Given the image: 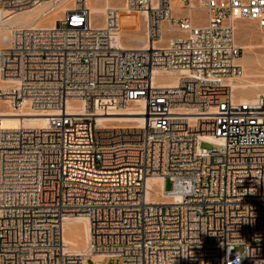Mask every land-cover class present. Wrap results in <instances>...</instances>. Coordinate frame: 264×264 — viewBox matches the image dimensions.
I'll return each mask as SVG.
<instances>
[{
    "label": "built area",
    "instance_id": "2783aa9c",
    "mask_svg": "<svg viewBox=\"0 0 264 264\" xmlns=\"http://www.w3.org/2000/svg\"><path fill=\"white\" fill-rule=\"evenodd\" d=\"M49 1L0 0V18ZM179 1L186 15L123 1L145 14L147 48L121 47V9L96 23L88 0L54 27L10 29L0 100L52 114L44 127L0 119V264H264V95L242 101L230 81L236 22L264 34V0ZM133 105L141 127L100 121ZM80 216L89 238L73 252L64 226Z\"/></svg>",
    "mask_w": 264,
    "mask_h": 264
},
{
    "label": "rangeland",
    "instance_id": "374dc122",
    "mask_svg": "<svg viewBox=\"0 0 264 264\" xmlns=\"http://www.w3.org/2000/svg\"><path fill=\"white\" fill-rule=\"evenodd\" d=\"M124 0H88L89 6L94 12V9L103 8V7H114L122 8ZM174 13L177 16L179 13L186 15L187 11L181 8V2L179 0H172ZM177 2V3H176ZM73 0H52L49 1L48 5L36 6L32 8L35 15H39V20L36 23L43 25H50L53 23V19L60 18L62 19L64 12L61 11L64 7H72ZM95 7V8H94ZM104 14V13H103ZM103 14L93 13V18L96 23H101L103 19ZM120 31L119 36H121V42L126 46H137L141 45L143 42H146V21L145 16L141 12H123L121 15L120 22ZM19 26V25H18ZM10 28L0 29V44L7 45L9 41ZM173 28H176L175 26ZM178 34L176 29H171L170 32L166 33L165 38H169ZM236 40L238 44L242 46H247V49L242 50V54L238 63L242 68V76L248 77V79H254V81H261L262 87L258 89H245L244 91L235 89V93L238 97L241 96H252L255 97L256 92L258 95H264V34L258 27L256 21L253 20H238L236 22ZM147 43V42H146ZM249 45V46H248ZM245 67V68H244ZM250 73V74H249ZM262 78V79H261ZM236 81V80H235ZM253 81V80H252ZM256 90V91H254ZM242 91V92H241ZM102 103V102H101ZM105 105V103H104ZM122 109V108H121ZM0 110H10L8 104L0 100ZM118 116H113L107 118L103 121H107L105 124L114 126V127H124L131 126L133 122H126L118 120ZM204 148L211 149L212 145L204 143L202 145ZM172 188V182L167 179L165 182V189L170 190ZM79 223H70L69 227L71 229L79 226ZM86 245L82 247L85 249ZM81 250V249H80ZM94 260V258L92 257ZM104 259V258H103ZM93 260H90L89 264H94ZM96 261V260H95ZM108 264H120V260L115 258L108 262Z\"/></svg>",
    "mask_w": 264,
    "mask_h": 264
},
{
    "label": "bare ground",
    "instance_id": "6f19581e",
    "mask_svg": "<svg viewBox=\"0 0 264 264\" xmlns=\"http://www.w3.org/2000/svg\"><path fill=\"white\" fill-rule=\"evenodd\" d=\"M54 1V0H53ZM49 2H43L38 6H44V4L48 5ZM177 3V2H176ZM37 6V7H38ZM95 8V7H94ZM110 8V7H107ZM106 7L103 8H97L94 9V12L96 14H103L106 9ZM172 8L173 7V1H172ZM69 9L68 7H64L61 11H66ZM121 9V8H120ZM30 11H34L32 9L29 10H24V11H19L15 12L12 14V12H5L4 16L0 18V29L2 28H10L14 26H22V27H54L57 23V21L60 20V18H55L53 19V23L51 22L50 25H43L36 23L39 20V15H35V13H31ZM124 9H121V14H120V22H121V15L124 12ZM93 12V13H94ZM127 12V11H125ZM187 13V12H186ZM143 14V13H142ZM145 16V14H143ZM175 15V13H174ZM176 16V15H175ZM120 25L119 24V29L117 31L118 33V39L120 46L123 48H147L148 43H142L141 45L137 46H126L123 45L121 42V36H119L120 31ZM162 33L165 35L166 33L170 32L171 29L167 23L162 24ZM1 37V35H0ZM7 45H2L0 44V48H5ZM249 46V45H248ZM244 49H247V46H242ZM241 66V65H240ZM245 68V67H244ZM250 74V73H249ZM172 76L165 78L166 80H171L169 84H174V80H172ZM264 78V77H263ZM262 79V78H261ZM236 80V81H235ZM253 80V81H252ZM231 84L236 90H245V89H258L262 87L260 82L254 81V79H248V77L242 76V72L238 76H232L231 79ZM8 81L0 79V88L7 86ZM162 83V84H166ZM256 91V90H254ZM242 92V91H241ZM256 95L258 96L257 92ZM256 97V96H255ZM253 97L252 96H241L239 97L240 100L242 101H248L251 100ZM101 105H104L100 103ZM70 111L71 112H82L83 110L79 108V105H74L73 103H70ZM49 114L52 113H44V112H38L33 109H22L19 111H14V110H0V119L2 120V124L7 127H17L19 125H24L27 127H44L47 125L51 120L50 118H47L46 116H49ZM141 113V107L133 105L128 108H119L117 111L114 112H109L104 115L103 118L100 119V121H103L107 118L113 117V116H118V120L126 121V122H133V125L135 127H141L144 124V118L140 116ZM152 183H157L158 187L157 191L162 192L161 190L163 189V181L161 178H154L149 181V185L151 186ZM70 223H79L80 225L71 229L69 227ZM89 238V223L88 220L83 217H75V218H69L65 222L64 226V239L66 244L68 245V250L73 251V252H84L85 249L82 247L86 245L87 241ZM81 249V250H80ZM94 260H103L104 256L103 255H94L93 256Z\"/></svg>",
    "mask_w": 264,
    "mask_h": 264
},
{
    "label": "clouds",
    "instance_id": "9594fccd",
    "mask_svg": "<svg viewBox=\"0 0 264 264\" xmlns=\"http://www.w3.org/2000/svg\"><path fill=\"white\" fill-rule=\"evenodd\" d=\"M188 183L191 185V184H192V181H191V180H189V181H188ZM193 187H194V185H193Z\"/></svg>",
    "mask_w": 264,
    "mask_h": 264
}]
</instances>
